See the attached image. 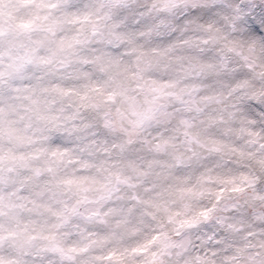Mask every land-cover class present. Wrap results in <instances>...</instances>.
I'll return each instance as SVG.
<instances>
[{
  "label": "clouds",
  "instance_id": "1",
  "mask_svg": "<svg viewBox=\"0 0 264 264\" xmlns=\"http://www.w3.org/2000/svg\"><path fill=\"white\" fill-rule=\"evenodd\" d=\"M0 264H264V0H0Z\"/></svg>",
  "mask_w": 264,
  "mask_h": 264
}]
</instances>
